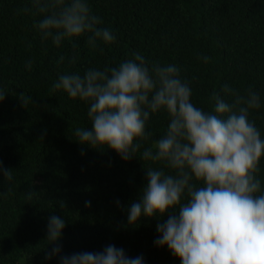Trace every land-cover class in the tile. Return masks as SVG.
Returning <instances> with one entry per match:
<instances>
[{
	"label": "trees",
	"instance_id": "trees-1",
	"mask_svg": "<svg viewBox=\"0 0 264 264\" xmlns=\"http://www.w3.org/2000/svg\"><path fill=\"white\" fill-rule=\"evenodd\" d=\"M88 3L98 26L114 34L113 43L93 48L84 36L58 47L42 42L34 28L42 16L30 0H0V164L12 175L11 181L0 176V264H59L58 257L44 260L54 246L46 241L51 215L65 221L62 255L100 252L111 244L128 257L142 256L144 264H180L166 247L154 245L157 224L173 210L127 222V208L146 183L143 161L79 144L73 133L90 128L87 105L52 84L60 74L116 67L138 52L178 66L192 103L205 111L224 84L241 94L249 87L257 91L261 107L249 119L264 138V0ZM166 122L163 115L152 117V140ZM259 168L264 184V158Z\"/></svg>",
	"mask_w": 264,
	"mask_h": 264
},
{
	"label": "clouds",
	"instance_id": "clouds-1",
	"mask_svg": "<svg viewBox=\"0 0 264 264\" xmlns=\"http://www.w3.org/2000/svg\"><path fill=\"white\" fill-rule=\"evenodd\" d=\"M30 3L42 16L34 24L42 42L58 47L84 36L95 48L98 42L115 41L108 28L98 26L101 20L88 0ZM202 59L207 63L209 57ZM180 73L175 64L154 63L133 52L116 67L60 74L52 87L87 105L90 128L77 127L73 133L79 144L111 149L125 161H143L146 183L127 208L129 225L173 210L157 224L154 245L166 247L180 264H264V184L258 176L264 138L249 119L250 111L261 107L260 94L251 87L241 94L224 84L205 111L192 103V90ZM4 96L0 91V102ZM157 115L167 122L152 140L147 126ZM0 176L12 180L2 164ZM64 227L63 218H48L46 241L54 246L45 261L144 264L142 256L128 257L111 244L100 252L62 255L58 241Z\"/></svg>",
	"mask_w": 264,
	"mask_h": 264
}]
</instances>
